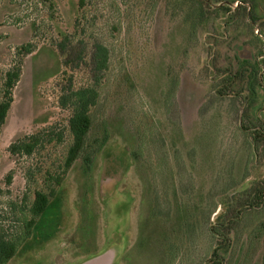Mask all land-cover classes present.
<instances>
[{
  "label": "rangeland",
  "instance_id": "rangeland-1",
  "mask_svg": "<svg viewBox=\"0 0 264 264\" xmlns=\"http://www.w3.org/2000/svg\"><path fill=\"white\" fill-rule=\"evenodd\" d=\"M54 1L51 17L39 0H0V97L5 73L18 59L16 47L26 42L35 46L25 55L0 135V232L18 233L21 211L32 203L35 190L51 184L46 182L47 173L59 171L72 141L66 129L71 112L58 103L62 66L53 47L59 40L57 28L74 34L76 40L99 41L109 49V69L98 88L90 141H100L108 133L107 141L114 148L113 153L99 151L87 171L82 159L75 162L63 182L61 204L60 200L51 204L33 237L8 264H192L193 253L210 249L204 227L210 219L207 210L219 204L212 219L218 222L229 210L231 188L244 185L239 183L244 174L239 166L251 172L244 190L264 181V150L252 168L248 165L254 155L246 154L252 149L250 135L256 127L264 133V41L249 26L264 37V0H244L254 22L247 18L250 13L245 16L246 8L241 16L236 10L220 17L211 12L198 30L202 9L194 8V25L192 16H188L189 26L172 18L173 6L182 0H86L82 6L78 0ZM226 1H232L233 7L238 4ZM178 8L180 14L191 12L189 6ZM213 59L222 74L239 70L225 95L217 92L221 81ZM73 73L76 85L90 82L86 66ZM244 109L249 113L244 123L247 132L239 122ZM44 127L65 131L64 141L30 157L11 154L9 145L16 138ZM207 141L215 149L209 160L203 156ZM137 144L140 148L133 153ZM114 152L123 162L121 169L115 163L114 168L104 167V162L116 157ZM138 156L150 168L156 185L173 170L179 171L177 213H159L155 200L151 214L149 201L143 199ZM190 161L194 172L186 167ZM206 161H215L220 168L212 162L199 166ZM201 175L207 180H201ZM241 194L248 196V192ZM261 212L258 217L246 213L243 223L236 225L230 247L221 251L226 258L223 264L239 261L252 226L264 218V206ZM155 218L162 225L159 222L158 227ZM171 226L192 242L188 256L176 257V249L160 254L157 246L169 239ZM131 241L140 244L133 242L119 258ZM197 257V264L207 259ZM200 257L203 263L198 262ZM249 259V264H264V236Z\"/></svg>",
  "mask_w": 264,
  "mask_h": 264
},
{
  "label": "trees",
  "instance_id": "trees-1",
  "mask_svg": "<svg viewBox=\"0 0 264 264\" xmlns=\"http://www.w3.org/2000/svg\"><path fill=\"white\" fill-rule=\"evenodd\" d=\"M39 1L47 7V9L49 10V15L51 17L54 16L56 2L54 0ZM211 1L182 0L181 2H178V5L175 4L173 6L172 10L174 16L172 18H176L177 22L180 21L188 25V22L190 21V18L188 16H192V22L194 25V8L196 10L202 9L203 14L200 15L201 18L196 28V30H198L202 27L205 22L208 21L211 12H213L216 17H220L222 14H231L232 10H236V12L241 16V14L245 13L246 8L245 16L250 13L251 15L247 18H249L251 22L256 21V18L253 16L252 9H249V12L248 7L245 6L246 3L244 0H234L233 2L238 3L236 7H233L234 3H232V1L222 0L215 4L213 3V1ZM78 2L80 6H82L85 4L86 0H78ZM239 2H241V4ZM187 6L191 8L190 14H180L178 7L183 8ZM78 19L79 17H77V20ZM249 26L254 29V32H256L257 38L261 37L260 40L264 41V37L261 34V31L258 28H254L251 23L249 24ZM57 33L59 36V40L57 42L55 41L56 44H53L54 46H52L58 53L62 66V78L58 82V86L60 88L58 103L62 108L69 109L71 112L67 120L66 129L70 133L72 141L71 144L68 146L66 155L62 164L60 165L61 167L59 171L54 173H50L48 171L47 173L46 182H50L51 184L47 185L46 188L35 190L34 199L32 203L28 205L26 209L21 211V215L19 217L21 224L18 233H6V231L0 232V264H8L9 261L14 258L15 255L21 250V248L27 243V241L31 239V237H33L38 223L42 220L43 216L45 215V213L53 202H59L60 200L61 204L63 187L62 185L75 162H77L79 159H82L84 171H87V169H89V166L92 165V163L94 162L96 154L99 151H102V153L105 154L109 152L113 153L112 149L114 148V144L109 143L107 141L109 138L108 133H106V135H103L100 141H98L96 138L93 141H90L94 120L93 108L97 105L100 96L98 88L102 82L105 73L109 69V49L105 44L99 41H94L90 44H86L82 40H76L74 34L64 31L62 29L57 28ZM34 50L35 46L32 42H26L17 46L15 55L16 57H18V59L14 61L13 66L8 69L5 73L4 80L2 82L0 97V135L2 133L3 126L6 123L8 113L14 100V88L22 75V65L24 62L25 55L32 53ZM82 66H86L89 69L90 82L86 85H76L75 75L73 72L77 69H81ZM220 68L221 67H219V65H215V60L213 59V69L217 72L218 76H220L218 82L219 80L221 81V85H219V87H217L216 89L219 95H225V93L229 91L230 87L234 86L235 78L238 76L239 70H237L234 74H232L231 72H225V74H222ZM248 114V111L245 112V109L240 111L239 113L240 126L242 129L244 128L245 131L250 130L249 127L245 126L244 124L245 117ZM179 120L180 125H182L183 123L181 119ZM256 128L257 129H255V131H253L250 135L253 144V146H251L252 149L246 151V154L250 153L254 155V159L248 165L250 168L253 167L254 160H258V158L262 157V151L264 150V133H261L258 127ZM135 132L137 133V131ZM64 138L65 131H55L51 127H44L35 132L27 133L16 138L9 145V151L14 156L30 157L35 153L39 152L40 150H44L48 145L59 144L63 142ZM213 138L216 139V136H213ZM110 148L111 150L107 151ZM133 148L134 153L140 148L139 144L135 145ZM205 148L206 150H203V156L206 158V160H209L211 159V157L215 156V153H213L212 151L215 149H211V141H207V143L205 144ZM124 151L126 152L128 150L125 149ZM125 152H123L124 155ZM185 156L187 157L188 155L185 154ZM111 158L107 163L104 162V167L114 168L115 163L121 169V165L123 164V162L119 160L120 158L117 153L114 159H118V161L113 162L114 159ZM122 159H126V156H123ZM187 159L188 161L190 160L188 157ZM136 160L137 169L141 173L143 181V199L144 201H149V206L151 207V214L152 212L154 213L153 209L155 205V200L157 206L160 207L159 213H177V204L181 197V192L179 191L181 187V184L179 182V171H177V169L173 170V172L169 173L168 179L166 177V180L162 184L156 185L152 181L155 177H151L149 172L150 168L146 169V164L144 163V161L142 162V157L138 156L136 157ZM197 160L198 158H194V161L197 162ZM211 162L213 167L217 169L220 168L219 163H217V165L215 161H206L205 163H200L199 166H208ZM188 163L189 164L186 167H188L192 172H194V163H191V161ZM242 167L243 169L241 170ZM239 168L242 174L244 173L240 178L239 183H244L245 185V181L250 178L251 172H248L247 166H244L243 164H241ZM10 177L11 175H8L9 182ZM202 177L203 175H201V180H207L206 177ZM121 179V182H123V176ZM211 179L208 180V183H210ZM192 184L190 188H192ZM193 185L195 187V184ZM244 185L238 184L234 188H231L233 190H231V200L228 202L229 210H226V212L223 214L222 217H220V220L218 222H214L212 219L219 208V204H217L214 209L207 210V215L210 217V219L208 218V220L205 222L206 225H204V227L207 234L210 235V241L208 242L210 249L208 252L200 251L197 255L191 253L193 257H206L207 259L204 262L205 264H223L226 258L221 253V251H226L227 247H230V234L234 230L236 225H241L243 223V218L248 212H251V215L253 213L255 217L263 215L261 209L264 206V181L255 182L254 184L250 185L249 189L247 190H244ZM226 191V194H230V186L226 189ZM243 192H248V196L244 197V195L241 194ZM177 216L178 214L175 218L176 221ZM154 221L156 224L160 222V220H157L156 218L154 219ZM202 223H204V221ZM159 225H162V222H160ZM175 230L176 227L173 226L172 228L171 226V230L169 231L170 235L168 236L169 239H166V241H164V244H158L157 248L159 249V252L162 256L163 254L168 255V252H171V249H173L174 251L176 249V257L186 256V254L188 256L190 254L188 249L191 247L192 242L189 241V238L187 241L185 234L182 233L179 228L178 230ZM162 236L163 235H161V237ZM262 236H264V218H262L257 224L252 226V230L248 233L247 236L246 248L243 254L241 255V258L238 262H236V264H249V257L258 250ZM140 239L142 238H139V242L141 241ZM133 242L134 241H131L128 245L125 244V251L123 252V254L120 253V255H122H119V258H121L130 247L132 248ZM139 242L135 241L134 243L138 244ZM169 243L170 245L167 246V244ZM172 244L174 245V247H171ZM235 256L236 250L233 251V256H231V258L229 257L230 261L229 259L228 261H234ZM201 257L200 259H198L199 263H203V260L201 261ZM195 258L191 260L192 264H197Z\"/></svg>",
  "mask_w": 264,
  "mask_h": 264
}]
</instances>
